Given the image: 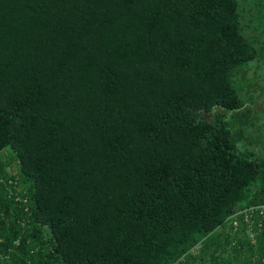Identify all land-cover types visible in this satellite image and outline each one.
<instances>
[{
	"label": "trees",
	"instance_id": "16d2710c",
	"mask_svg": "<svg viewBox=\"0 0 264 264\" xmlns=\"http://www.w3.org/2000/svg\"><path fill=\"white\" fill-rule=\"evenodd\" d=\"M245 36L237 0H0V264H264Z\"/></svg>",
	"mask_w": 264,
	"mask_h": 264
},
{
	"label": "rangeland",
	"instance_id": "374dc122",
	"mask_svg": "<svg viewBox=\"0 0 264 264\" xmlns=\"http://www.w3.org/2000/svg\"><path fill=\"white\" fill-rule=\"evenodd\" d=\"M237 12L241 33L249 35L245 37L257 50V57L236 79L237 92L242 100L239 113H246L249 118L230 119L226 115V121L230 120L234 133L240 132L239 148L264 157V0H237Z\"/></svg>",
	"mask_w": 264,
	"mask_h": 264
},
{
	"label": "built area",
	"instance_id": "2783aa9c",
	"mask_svg": "<svg viewBox=\"0 0 264 264\" xmlns=\"http://www.w3.org/2000/svg\"><path fill=\"white\" fill-rule=\"evenodd\" d=\"M264 213V205L262 206H256V207H249L247 209H245L241 214L243 215V222L247 223V225L249 224L250 227V218H252L255 214L259 215V216H263ZM239 214V213H238ZM237 222L236 221H232V226L236 227ZM247 233L249 234V237L251 238V234L249 232V230L247 231Z\"/></svg>",
	"mask_w": 264,
	"mask_h": 264
}]
</instances>
